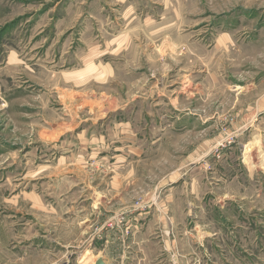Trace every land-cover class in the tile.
<instances>
[{
	"label": "rangeland",
	"instance_id": "1",
	"mask_svg": "<svg viewBox=\"0 0 264 264\" xmlns=\"http://www.w3.org/2000/svg\"><path fill=\"white\" fill-rule=\"evenodd\" d=\"M100 258L264 264V0H0V264Z\"/></svg>",
	"mask_w": 264,
	"mask_h": 264
},
{
	"label": "crops",
	"instance_id": "2",
	"mask_svg": "<svg viewBox=\"0 0 264 264\" xmlns=\"http://www.w3.org/2000/svg\"><path fill=\"white\" fill-rule=\"evenodd\" d=\"M118 40L117 39H115V40H112L111 41V44L110 45H113L112 43H116ZM105 44H106V42H105ZM108 45L106 44V46H105V48L107 47ZM101 47V46H100ZM100 47H95L94 48V50L92 51V55H91V58L93 59V60H97L100 56H99V50H98V48H100ZM91 64H93V65H95V66H97V65H99V68L98 67H96V68H94V67H92V68H94L93 69V71L90 73V74H92L93 76H95L96 75V77H98L99 76V74H100V72L101 73H103V74H105L106 73V75L108 74L109 75V72H110V68L108 67L109 65L108 64H103V63H98V62H91L90 60H89V63H88V66H90ZM101 65H102V67H101ZM83 73H84V71H83ZM86 80V79H85ZM104 262L106 263V264H108L107 262H106V260H104Z\"/></svg>",
	"mask_w": 264,
	"mask_h": 264
},
{
	"label": "water",
	"instance_id": "3",
	"mask_svg": "<svg viewBox=\"0 0 264 264\" xmlns=\"http://www.w3.org/2000/svg\"><path fill=\"white\" fill-rule=\"evenodd\" d=\"M97 264H105L104 260L102 258H100L98 261H97Z\"/></svg>",
	"mask_w": 264,
	"mask_h": 264
},
{
	"label": "bare ground",
	"instance_id": "4",
	"mask_svg": "<svg viewBox=\"0 0 264 264\" xmlns=\"http://www.w3.org/2000/svg\"><path fill=\"white\" fill-rule=\"evenodd\" d=\"M106 264V263H105Z\"/></svg>",
	"mask_w": 264,
	"mask_h": 264
}]
</instances>
